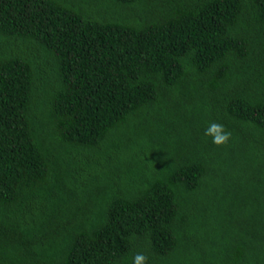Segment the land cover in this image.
Wrapping results in <instances>:
<instances>
[{"label":"trees","instance_id":"1","mask_svg":"<svg viewBox=\"0 0 264 264\" xmlns=\"http://www.w3.org/2000/svg\"><path fill=\"white\" fill-rule=\"evenodd\" d=\"M138 252L264 264V0H0V264Z\"/></svg>","mask_w":264,"mask_h":264},{"label":"clouds","instance_id":"2","mask_svg":"<svg viewBox=\"0 0 264 264\" xmlns=\"http://www.w3.org/2000/svg\"><path fill=\"white\" fill-rule=\"evenodd\" d=\"M204 135L211 137L214 145L221 146L229 142L232 134L226 130L223 124L211 122L205 129ZM133 264H148V257L144 253L138 252L133 257Z\"/></svg>","mask_w":264,"mask_h":264}]
</instances>
